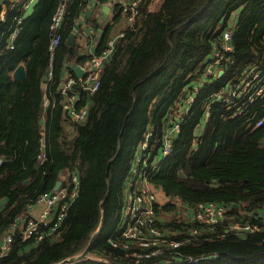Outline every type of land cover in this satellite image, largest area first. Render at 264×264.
Instances as JSON below:
<instances>
[{
    "label": "trees",
    "instance_id": "trees-1",
    "mask_svg": "<svg viewBox=\"0 0 264 264\" xmlns=\"http://www.w3.org/2000/svg\"><path fill=\"white\" fill-rule=\"evenodd\" d=\"M60 1L37 0L27 15L26 0L0 5V13L5 9L0 18V236L15 219L32 218L29 205L53 191L57 180L68 192L61 218L56 206L49 218L37 222L40 238H24L21 228L11 232L0 264L65 259L70 260L62 264H134L132 248L113 245L109 236L117 227L134 157L147 131L148 160L139 168L148 182L188 205L212 201L227 209L206 239L193 238L177 248L183 256L198 257L196 262L172 255L136 264H264V93L242 103L239 113L213 97L245 67L264 78V0H163L155 11L148 10L152 0H139L133 23L122 28L124 35L103 60L96 91L78 90L79 103L89 104L79 122L63 116L62 95L55 91L65 73L74 76L70 64H83L91 55L81 40L83 27L100 29L93 41V52L99 54L112 25L125 13L120 4H110L111 22L102 25L105 0L95 1L97 16L88 18L84 12L90 0H66L57 27L60 39L50 53L49 25ZM225 28L232 32V49L218 65L225 71L219 75L214 66L206 74ZM71 32L73 43L68 44ZM21 62L26 74L19 80L12 71ZM44 92L50 105L43 124ZM178 105L182 118L174 113ZM174 123L178 129L170 152L163 155V136ZM74 176L77 189L70 197ZM234 222L259 228L234 232L229 229ZM95 231L86 255L73 259Z\"/></svg>",
    "mask_w": 264,
    "mask_h": 264
},
{
    "label": "built area",
    "instance_id": "built-area-1",
    "mask_svg": "<svg viewBox=\"0 0 264 264\" xmlns=\"http://www.w3.org/2000/svg\"><path fill=\"white\" fill-rule=\"evenodd\" d=\"M66 0H61L51 16L49 28L51 30L48 49L52 53L54 47L58 44L60 34L57 32V27L61 23L64 6ZM139 0H105V4L118 3L121 10L125 13V18L128 24H132L137 14V4ZM16 31H11L10 40L14 38ZM87 40L93 35V30H87ZM231 29L225 28L222 32L220 46L213 52L212 63L207 67L206 74L212 72L213 67L218 65L225 59V53L231 51L232 46L229 43L231 38ZM124 35V31L119 32L107 42V46L101 50L99 54L90 52L88 60L83 64H79L83 69V76L75 77L68 73L61 80L59 87L55 91L62 95L61 113L71 121L79 122L85 119L88 110V103H79L80 96L78 90H83L86 93H93L99 86V75L102 68V63L105 57L110 53L114 42L117 38ZM9 47H12V42H9ZM220 68V67H219ZM51 72L48 71V76ZM222 89L213 94L218 101H221L226 109L233 113L241 111V105L244 102H251L253 99L261 96L264 93V78L261 73L253 68L245 67L241 73L235 78H230L226 81ZM193 101V97L188 99V104ZM49 98L46 96L43 99V106L47 107ZM55 105V100L51 106ZM263 119V118H262ZM262 119L255 122V126L261 124ZM178 129V124L174 123L172 131ZM148 137L149 133H145L142 140L139 142L137 154L134 157L131 177L127 180V189L125 198L119 212L117 227L114 233L109 236V241L113 245L120 244L123 248H132L129 257L134 258V264L143 259L166 260L172 255H179L185 262H196L198 257L183 256L177 248L186 242L194 239H206L209 229L213 228V224L223 216L226 211V206L215 202H199L195 206L188 205L179 196H165L159 188L146 180L144 170H140L139 164H146L148 160ZM170 140L164 139L162 153L166 155L170 152ZM38 159L44 157L40 152L37 155ZM158 160L154 159V168L157 166ZM74 186L69 192L70 197L76 193L77 182L73 177ZM156 191H160L162 195L169 199H174L179 203L178 208L159 204L156 199ZM68 192L66 188H58L57 190L43 193L39 195L35 202L42 205V211L37 218H29L27 220L15 219L8 229L0 236V255L4 254L12 241L11 232L16 228H21L22 236L28 237L31 234H37V238L41 235L37 232V222L46 220L50 217L51 212L59 206L56 214L61 218L67 208V202L62 201ZM171 201V200H170ZM157 205V207H155ZM164 210L165 212H161ZM173 222L176 226H170L166 223ZM192 221V224L189 222ZM186 226V227H183ZM259 228L256 223H240L234 222L230 226V230L234 232L254 231ZM157 261V260H156Z\"/></svg>",
    "mask_w": 264,
    "mask_h": 264
},
{
    "label": "crops",
    "instance_id": "crops-1",
    "mask_svg": "<svg viewBox=\"0 0 264 264\" xmlns=\"http://www.w3.org/2000/svg\"><path fill=\"white\" fill-rule=\"evenodd\" d=\"M9 1H11V2H19L20 0H9ZM26 1L27 2L25 4V9H24L25 10V15L31 13V11L33 10V6L36 4L37 0H26ZM95 1L96 0H90L87 8L85 9V12L88 9L91 10V13H90V15L88 17H90V16H97V14H96L97 13V10L95 9V6L92 4ZM152 2H153V0L149 3V6H148V10H151V11H155V10L159 9L160 6H161V4H162V1H159L157 3L158 6H153L152 5ZM104 4L105 3H103L100 6V8ZM111 9L112 8H111V6L109 4V8L107 9V12L106 13L101 11L102 14L100 13L101 14V19L100 20L102 22V25H105V24L111 22V19H110L111 18V15H112V10ZM85 12H84V15H85L84 18H88L86 16ZM4 14H5V9L3 8L1 10V13H0V18H3L4 17ZM125 25H127V20H126L125 15H124V17L121 18L120 21H118L117 23H115V24L112 25V28H111V31H110V37L109 38H113L116 34H118L119 32H121L122 28H124ZM89 27H91V26H88V27L84 26L83 27V32H82L83 35L81 37V40L83 41V43H85L87 41V45L85 46V48L87 49V51L93 52V45H94L93 41L98 37V34L100 33V29H96L95 31L92 29L93 30V35H92V37L89 40H87V38H86L87 34L86 33H87V30L90 29ZM217 69H218V74H219V72H220L221 69H219V67H217ZM224 71L225 70L223 69V71L221 72V75L223 74ZM65 75H66V73H65ZM73 75L75 77H79V76L75 75L74 73H73ZM45 88H46V85H45V83H43V91H44ZM43 95H44V98H45L46 97L45 92H44ZM45 109H46V106L45 107L42 106L40 121L43 124H44V122L46 120V110ZM41 209H42V205L39 204V203H37V202H34L31 205H29V208L27 210V214L29 216H31L32 218H37L39 216V214L41 213V211H42Z\"/></svg>",
    "mask_w": 264,
    "mask_h": 264
},
{
    "label": "water",
    "instance_id": "water-1",
    "mask_svg": "<svg viewBox=\"0 0 264 264\" xmlns=\"http://www.w3.org/2000/svg\"><path fill=\"white\" fill-rule=\"evenodd\" d=\"M2 2H3V0H0V5H1ZM92 4H93V5H96V2H93ZM108 8H109V5L104 4V5L101 7V11L106 13ZM90 13H91V10H90V9L86 10V12H85V14H86L87 17L90 15ZM237 20H238V15H236V17H235V20H234V23H235V24L237 23ZM77 27H78V24L75 25V28H77ZM73 37H74V32H71V33L68 35V37H67V39H66V42H67L68 44H72V43H73ZM70 68L72 69V71H73V73H74L75 75H77V76H80V75L83 76V72H84V71H83V69L81 68V66L78 65L77 63H71V64H70ZM222 71H223V70L221 69L220 72H219V75H221V72H222ZM25 74H26V72H25V66H24L22 63H19V64L13 69V71H12V76L15 77V78H17V79H19V80H20V79H23V78L25 77ZM179 174H180V175H183L181 171H179ZM60 183H61V180H57V181L55 182V184H54V186H53V188H52L53 191H54V190H57V189L59 188ZM232 206H233V207H236L237 204H236V203H235V204H232ZM95 234H96V231L91 235V237H90V239H89L87 245L85 246V248L80 252L79 255H77V256L74 257L73 259H75V258H82V257H84V256L86 255V252H87V250H88V248H89V246H90V244H91V242H92V240H93ZM211 257H212L211 255H206V256H205V258H207V259H209V258H211ZM69 260H70V259H65V260H63V261H61V262H59V263H57V264H62V263L66 262V261H69Z\"/></svg>",
    "mask_w": 264,
    "mask_h": 264
},
{
    "label": "rangeland",
    "instance_id": "rangeland-1",
    "mask_svg": "<svg viewBox=\"0 0 264 264\" xmlns=\"http://www.w3.org/2000/svg\"><path fill=\"white\" fill-rule=\"evenodd\" d=\"M159 1H163V0H153L152 5L153 6H158V2ZM236 17V16H235ZM229 80V79H228ZM43 106V105H42ZM180 105L177 106L176 110L174 111V113L178 116H180L181 118L184 117V111L183 112H179L177 111V109L179 108ZM44 107V106H43ZM188 108V106H187ZM179 112V113H178ZM147 133L150 134L149 131H147ZM174 131H172V129H169L168 131L165 132L163 139L169 141L170 140V144H171V137L173 136ZM156 199L159 202V204L161 205H165V208L169 207V206H174V208H178L179 203L175 202L174 199H169L168 197H165L164 195H162V193L160 191H156ZM171 200V201H170ZM161 212H165L164 210H160Z\"/></svg>",
    "mask_w": 264,
    "mask_h": 264
}]
</instances>
